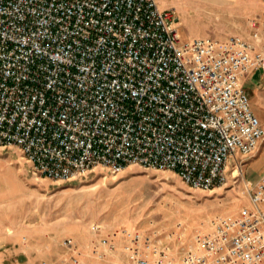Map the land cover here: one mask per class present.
Instances as JSON below:
<instances>
[{"label": "built area", "instance_id": "1", "mask_svg": "<svg viewBox=\"0 0 264 264\" xmlns=\"http://www.w3.org/2000/svg\"><path fill=\"white\" fill-rule=\"evenodd\" d=\"M159 2L0 0V147L54 181L137 165L196 190L243 184L249 205L209 219L181 255L159 233H126L122 264H264V175L243 171L264 144L244 82L264 56L238 36L184 39ZM90 230L98 259L118 252ZM63 245L64 264H85Z\"/></svg>", "mask_w": 264, "mask_h": 264}, {"label": "rangeland", "instance_id": "2", "mask_svg": "<svg viewBox=\"0 0 264 264\" xmlns=\"http://www.w3.org/2000/svg\"><path fill=\"white\" fill-rule=\"evenodd\" d=\"M159 4L173 13L186 40L197 39L200 30L219 29V23L205 22L200 0H160ZM259 14L264 17V9ZM263 21L233 26L238 27V37L255 44L264 56ZM255 73L245 88L253 110L264 111V70ZM259 153L246 163V178L247 169L259 171L264 164L263 146ZM243 186L230 181L211 191L196 190L173 172L137 165L117 174L97 166L75 180L54 181L36 176L17 147H0V264H64L70 257L63 245L68 238L78 244L85 264H122L125 234L134 232L161 234L162 242L179 256L192 245L197 231L207 230L209 219L236 215L249 205ZM92 223L101 224L103 234L115 239L118 252L97 258ZM197 225L203 226L193 228Z\"/></svg>", "mask_w": 264, "mask_h": 264}, {"label": "crops", "instance_id": "3", "mask_svg": "<svg viewBox=\"0 0 264 264\" xmlns=\"http://www.w3.org/2000/svg\"><path fill=\"white\" fill-rule=\"evenodd\" d=\"M205 6L202 7V13L205 14V22L209 23H219L220 26H217L219 29L214 31H198L200 34L196 38H211L216 40H226L231 36H237L239 33L238 27L233 25H245L248 23H262L261 10L264 9V0H200ZM162 9H166L165 6L160 4ZM259 14V15H258ZM215 18V20H209ZM214 23V24H215ZM264 23V21H263ZM189 39H193L189 37ZM257 73L253 72L248 77L245 78L244 82L248 78L251 80L255 79ZM256 81V80H255ZM254 112L261 119L264 124V111L254 107ZM264 147V144L262 145ZM262 152V147L260 153ZM259 153V155H260ZM258 155V156H259ZM254 160V159H253ZM264 175V164L256 171L252 168L247 169V178L251 181L256 182ZM201 227V226H195ZM188 230V229H185ZM183 234L186 236V232Z\"/></svg>", "mask_w": 264, "mask_h": 264}, {"label": "bare ground", "instance_id": "4", "mask_svg": "<svg viewBox=\"0 0 264 264\" xmlns=\"http://www.w3.org/2000/svg\"><path fill=\"white\" fill-rule=\"evenodd\" d=\"M201 226H203V225H201ZM200 231H206V230H200Z\"/></svg>", "mask_w": 264, "mask_h": 264}]
</instances>
